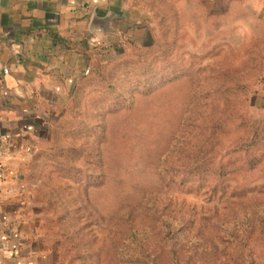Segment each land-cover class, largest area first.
Here are the masks:
<instances>
[{
	"label": "rangeland",
	"instance_id": "obj_1",
	"mask_svg": "<svg viewBox=\"0 0 264 264\" xmlns=\"http://www.w3.org/2000/svg\"><path fill=\"white\" fill-rule=\"evenodd\" d=\"M118 5L130 21L119 19L115 27L137 39L126 46L115 31L103 38L116 48L108 49V57L97 52L107 77L102 92H75L67 104L65 98L61 110L41 122L39 142L22 171L38 213L37 231L53 246L54 264H114L129 245L131 229H156L158 220L148 217L159 210L167 216L191 212L184 217L190 232L214 240L220 222L264 201V164L255 172L257 180L246 184L248 198L234 202L206 191L211 174L185 169L193 147L211 135L225 108H244L252 119L264 110L254 103L264 93V0H118ZM151 16L175 71H160L145 85L141 78L119 80L126 65L117 60L133 49L130 44L151 41L136 27ZM150 58L154 64L160 60L157 52L144 55ZM235 135L226 131L220 140ZM165 159L199 183L166 182L172 169ZM200 212L210 218L199 222ZM261 239L255 235L248 243L257 264L264 263ZM169 258V248L158 254L159 264H169Z\"/></svg>",
	"mask_w": 264,
	"mask_h": 264
},
{
	"label": "crops",
	"instance_id": "obj_2",
	"mask_svg": "<svg viewBox=\"0 0 264 264\" xmlns=\"http://www.w3.org/2000/svg\"><path fill=\"white\" fill-rule=\"evenodd\" d=\"M107 14L118 17L91 21ZM126 16L118 0H0V264L55 263L22 171L41 122L85 73L81 52Z\"/></svg>",
	"mask_w": 264,
	"mask_h": 264
},
{
	"label": "trees",
	"instance_id": "obj_3",
	"mask_svg": "<svg viewBox=\"0 0 264 264\" xmlns=\"http://www.w3.org/2000/svg\"><path fill=\"white\" fill-rule=\"evenodd\" d=\"M128 17L121 19L129 24ZM136 24L137 28L146 31L151 41L140 42V47L135 43L130 44L133 49L126 51L123 57L117 60L118 63L126 65L125 71L120 73L122 77L120 74L117 77L119 80L130 82L139 81L141 78L142 84L145 85L147 81H155L160 71L173 73L176 62L172 59L170 49L158 38L159 26L153 22L152 16L142 18ZM119 33L123 34L122 37L117 35L119 42L122 41L126 46L127 40L134 42L137 39L126 30L120 29ZM111 48L116 47L111 42L106 44L102 40L81 52L85 61L83 72L85 69L89 71L80 75L78 82L76 81L71 91L66 92L61 100L66 98L67 104L75 92H102L103 82L107 77L99 68L103 57L99 59L97 52H104V57H108L107 51ZM149 52H157L160 59L157 64L153 63L152 58L148 61L144 59V55ZM109 80L117 81L111 74ZM87 84L93 88H86ZM237 89L243 92L238 87ZM104 90L108 89L104 87ZM257 98V102L254 103L264 108V93ZM64 102L60 103L57 110H61ZM244 110L238 108L234 111L232 108H225L221 115L222 119L212 125L211 135L206 137L203 144L193 147L195 155L191 160L188 159L190 162L185 168L195 172L200 170L201 174H211L212 179L207 182L210 187L206 191L233 202L240 198H248L246 184L257 180L255 172L264 164V110L258 119H252ZM231 120L235 123L229 126ZM230 130L236 133L233 140L222 142L220 138ZM164 161L169 162L167 169H172L168 176L170 179L165 180L166 182H172L174 179L199 183L197 179L187 180L183 174L178 173L172 167L170 159ZM182 171L183 169L180 172ZM190 213L181 210H177L172 216L165 215L161 210L150 213L148 220L151 222L158 220L156 229L150 230L148 226H136L131 229L128 234L129 245L114 264H159V252L168 248L169 264H233L235 258L240 260L241 264H257L248 243L256 235L262 238L264 248V201L250 204V211L246 214L239 212L231 220L220 222L214 240H208L198 232H190L189 224L184 218ZM203 216L210 218L204 212H200L197 220L201 222ZM194 219L196 216L193 215L189 221Z\"/></svg>",
	"mask_w": 264,
	"mask_h": 264
},
{
	"label": "water",
	"instance_id": "obj_4",
	"mask_svg": "<svg viewBox=\"0 0 264 264\" xmlns=\"http://www.w3.org/2000/svg\"><path fill=\"white\" fill-rule=\"evenodd\" d=\"M117 17H118V15L116 16V15H112V14H107V15H104V16H93L91 21L93 23L101 24L103 22L104 24H106V23L109 24V22L111 20H113L114 18H117Z\"/></svg>",
	"mask_w": 264,
	"mask_h": 264
},
{
	"label": "built area",
	"instance_id": "obj_5",
	"mask_svg": "<svg viewBox=\"0 0 264 264\" xmlns=\"http://www.w3.org/2000/svg\"><path fill=\"white\" fill-rule=\"evenodd\" d=\"M87 72V69L85 70V73Z\"/></svg>",
	"mask_w": 264,
	"mask_h": 264
}]
</instances>
